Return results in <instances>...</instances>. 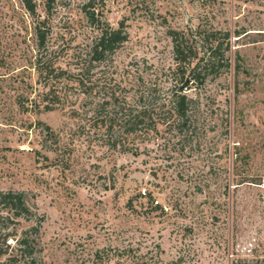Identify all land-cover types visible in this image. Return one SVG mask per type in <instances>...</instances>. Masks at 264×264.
<instances>
[{"label":"rangeland","instance_id":"1","mask_svg":"<svg viewBox=\"0 0 264 264\" xmlns=\"http://www.w3.org/2000/svg\"><path fill=\"white\" fill-rule=\"evenodd\" d=\"M86 1L57 0L47 13L38 0L34 18L20 0H0V190L23 191L40 217L39 264H93L96 249L128 244L150 249L144 264H264V0H96L127 38L83 90L70 86L46 110L35 25L46 28V58L69 71L97 32ZM173 31L197 50V32L229 31L228 65L186 84ZM178 84L193 99L179 137L127 134L93 115L104 101L108 111ZM18 220V231L33 224ZM104 264L119 263L112 255Z\"/></svg>","mask_w":264,"mask_h":264},{"label":"trees","instance_id":"2","mask_svg":"<svg viewBox=\"0 0 264 264\" xmlns=\"http://www.w3.org/2000/svg\"><path fill=\"white\" fill-rule=\"evenodd\" d=\"M30 16L38 17V0H20ZM43 10L49 13L57 0H40ZM96 0H87L84 3V14L87 20L96 23L97 32L88 49L80 55L77 62L71 70L67 71L55 65L50 59L46 58V28L44 23L38 22L35 25V35L37 39L35 67L37 75L42 81V90L40 92V102L43 108L51 110L56 104L65 100L66 91L73 86L77 90H83L86 87L85 79L91 70L97 64L101 63L107 56L126 40L127 33L122 27H113L103 20L95 8ZM37 19V18H36ZM199 36L198 41L202 43V49L197 50V40L185 37L183 32H172L174 61L176 62V71L179 72V78L183 81L192 79L196 83H203L208 74L217 72L221 66L228 65L224 57V39L227 37V47L229 48V31L223 34L219 39L218 32L196 33ZM202 37V39H201ZM225 48V49H224ZM196 50V51H194ZM49 51V54H51ZM47 54V56L49 55ZM193 59V60H192ZM187 72V76L185 77ZM186 80V84L188 83ZM186 84L184 86H186ZM184 86L173 85L167 90L163 97L157 95L155 87L149 90L146 95L139 96L133 103L126 100L117 101L111 93L112 101L110 110H106L108 101L98 105L99 110L94 112L100 116L102 125L107 121H117L120 128L124 127L127 134H142L146 132L160 133L165 130L170 137H179L187 131L189 127L190 112L193 99L187 95ZM83 92V91H81ZM39 95V93H38ZM37 107L33 105L32 108ZM28 111V107H25ZM92 115V116H93ZM43 130L48 137L56 139L57 134L47 124L41 123ZM111 129V124L108 126ZM105 132V131H104ZM124 133V132H123ZM141 197L144 193H139ZM264 200V198H262ZM25 193L15 190H0V264H39L38 258L39 242L38 234L41 219L27 204ZM142 201V202H141ZM145 210L148 208L144 199L140 200V206ZM150 203L155 208L159 204L151 199ZM128 207L133 208V201L128 200ZM18 219L33 221V224L27 228L17 230ZM150 249L141 252L140 246L134 247L131 244L114 248L112 253L109 248H98L93 254V264H104V262L115 255L119 264L131 262L134 264L146 263V256ZM152 257V255H151Z\"/></svg>","mask_w":264,"mask_h":264}]
</instances>
